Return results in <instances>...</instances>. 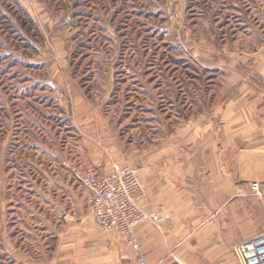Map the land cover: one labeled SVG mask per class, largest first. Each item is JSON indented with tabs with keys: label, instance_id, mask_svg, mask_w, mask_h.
<instances>
[{
	"label": "rangeland",
	"instance_id": "1",
	"mask_svg": "<svg viewBox=\"0 0 264 264\" xmlns=\"http://www.w3.org/2000/svg\"><path fill=\"white\" fill-rule=\"evenodd\" d=\"M261 55L264 0H0V264H68L88 173L136 166L146 205L169 189L196 210L201 136ZM252 182L225 207L232 230L248 211L232 253L264 234Z\"/></svg>",
	"mask_w": 264,
	"mask_h": 264
},
{
	"label": "crops",
	"instance_id": "2",
	"mask_svg": "<svg viewBox=\"0 0 264 264\" xmlns=\"http://www.w3.org/2000/svg\"><path fill=\"white\" fill-rule=\"evenodd\" d=\"M256 70L257 88L242 87L240 97L224 108L221 125L210 126L201 136L209 145L205 165L193 169L201 191L194 198L198 208L190 213L189 204L181 205L179 193L173 195L169 189L161 191L160 204L142 201L145 209L168 216L158 226L145 222L135 228L140 253L149 264H231V243L250 233L248 211L241 214L243 222L232 230L225 207L232 206L234 200L242 202V197L234 196L246 189L250 176H256L263 196L257 216L264 224V55L258 58ZM164 183L162 179L161 186ZM73 227L68 264H137L135 252L123 236L101 233L91 216Z\"/></svg>",
	"mask_w": 264,
	"mask_h": 264
},
{
	"label": "built area",
	"instance_id": "3",
	"mask_svg": "<svg viewBox=\"0 0 264 264\" xmlns=\"http://www.w3.org/2000/svg\"><path fill=\"white\" fill-rule=\"evenodd\" d=\"M89 189L92 223L102 232L120 233L138 255V264H148L140 253L135 228L145 222L161 223L168 219L154 210H145L142 201L146 189L136 166H114L105 174L88 173L81 178ZM251 188L259 193V183ZM239 264H264V234L239 242L233 248Z\"/></svg>",
	"mask_w": 264,
	"mask_h": 264
}]
</instances>
